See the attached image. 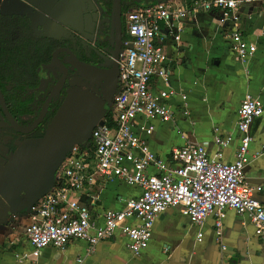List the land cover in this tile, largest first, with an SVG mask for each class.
<instances>
[{
  "label": "built area",
  "instance_id": "2783aa9c",
  "mask_svg": "<svg viewBox=\"0 0 264 264\" xmlns=\"http://www.w3.org/2000/svg\"><path fill=\"white\" fill-rule=\"evenodd\" d=\"M247 4L263 6L264 0H165L127 10L117 87L103 124L92 129L88 146L70 148L50 188L25 212L23 237L29 250L14 254L18 262L38 258L47 247L63 251L74 241L85 242L86 255H91L116 232L125 236L127 248L137 256L151 238L154 221L169 208H179L198 230L213 217L217 237L227 211H234L246 217L255 236L264 240V206L254 197L261 188L248 185L244 176L251 158L260 155L249 154L250 125L257 118L264 122L259 98L247 93L240 102L236 123L240 141L232 162H223L220 151L209 155L201 145L175 147L160 157L148 142L155 131L153 122L175 120L168 100L176 93L153 87L155 79L167 83L171 75L165 48L179 46L189 16L213 14L231 53L246 62L256 51L240 25L239 10ZM179 96L184 102L186 96ZM182 114L188 117L189 112L185 108ZM214 141L224 149L232 137L216 135ZM111 181L139 193L125 200L121 210H97L95 188ZM130 220L138 224H128ZM196 240H202L200 231ZM76 261L80 264L82 259Z\"/></svg>",
  "mask_w": 264,
  "mask_h": 264
},
{
  "label": "crops",
  "instance_id": "0c3cea01",
  "mask_svg": "<svg viewBox=\"0 0 264 264\" xmlns=\"http://www.w3.org/2000/svg\"><path fill=\"white\" fill-rule=\"evenodd\" d=\"M30 5L36 8V13L32 14L33 9L17 0H0V14L26 15L34 27L44 32L47 29L45 16L54 13L51 1L32 0ZM239 13L243 36L256 46L255 53L246 62L238 61L231 53L229 42L220 32L213 14L189 16L184 22L179 46L169 44L165 48L171 59V75L167 83L155 79L153 87L155 91L170 88L176 93L168 100L175 120L153 122L155 131L148 142L151 151L158 156L165 157L175 147L201 145L209 155L220 151L223 162H232L240 141L236 123L241 100L245 94H251L260 99L264 108V5L247 4ZM56 20L64 22L63 11L58 10ZM55 31L63 30L58 27ZM179 94L186 96L184 102ZM184 106L188 117L182 114ZM249 134L252 138L249 154L260 155L257 159L251 158L244 176L248 185L261 188L254 197L264 206V122L255 119ZM172 135L179 137V142H172ZM216 135L231 136L230 145L219 149L214 141ZM138 193V189L119 181L100 182L95 188L99 198L97 210H121L125 200ZM2 197L0 264H79L78 258L82 259L80 264H264V240L255 236L246 217L227 211L221 236L217 237L213 217L206 218L198 230L179 208H169L156 218L151 238L137 256L127 248L125 236L116 232L100 242L91 255H86L85 242L74 241L63 251L47 247L38 258L20 263L14 254L29 250L23 237L28 203L21 207L9 203L3 194ZM128 224L138 222L130 220ZM199 231L201 242L196 240Z\"/></svg>",
  "mask_w": 264,
  "mask_h": 264
},
{
  "label": "flooded vegetation",
  "instance_id": "af4514ba",
  "mask_svg": "<svg viewBox=\"0 0 264 264\" xmlns=\"http://www.w3.org/2000/svg\"><path fill=\"white\" fill-rule=\"evenodd\" d=\"M17 1L33 9L35 12L32 14L36 13V8L30 5L32 0ZM50 1L54 13L45 16L47 29L44 32L34 27L26 15L0 14V26L6 29V40L0 42V93L10 118L21 129L33 126L46 98L62 77L63 72L58 67L49 69L52 53L56 49H68L82 65L110 70L124 51L127 10L162 0H118L117 3L115 0ZM58 10L63 11L64 22L56 20ZM58 27L63 31L56 32ZM44 49L50 50L49 59L37 66ZM113 52H116L115 56ZM57 60L66 70L63 84L32 131L23 134L11 127L0 101V192L14 202L19 199L27 202L34 194L32 188H40L45 180L41 177L26 191H21L20 186L16 189L11 182L17 180L15 175L18 171L14 168L5 170V166L25 141L53 133L54 118L61 107L68 106L69 114L79 103L90 108L104 102L107 113L108 103L103 98L109 91L108 86L81 77L72 67L67 53L60 52ZM3 201L0 194V207Z\"/></svg>",
  "mask_w": 264,
  "mask_h": 264
},
{
  "label": "water",
  "instance_id": "95a60500",
  "mask_svg": "<svg viewBox=\"0 0 264 264\" xmlns=\"http://www.w3.org/2000/svg\"><path fill=\"white\" fill-rule=\"evenodd\" d=\"M115 1L117 3L118 0ZM60 52H65L70 56V63L72 67L77 70L81 77L90 81H99L105 86H108L109 91L107 95H104L103 99L108 103V107L112 102V98L117 87L118 65L116 62H113L110 70H100L94 67L82 65L68 49H56L52 53L49 69L53 66L58 67L63 72L62 77L49 93L43 104L41 113L32 127L28 129H21L18 127V125L10 118L3 96L0 93V101L4 108V113L11 124V127L20 133L27 134L36 127V125L44 117L51 98L59 93L66 73L63 65L57 60V55ZM113 55L115 56L116 52H113ZM46 76H48V73ZM104 106V102H101L98 106L86 108L84 104L79 103L75 110L69 114L68 112L70 109L68 106L61 107L57 111L54 118L53 133L45 134L44 137L39 139L25 141L17 150L12 160H10L5 166V170H12L14 168L18 171L15 175L17 180L11 181L15 185L14 187L16 189H19L20 186L21 191H26L29 188H32L35 181L44 177L45 180L42 185L37 189L32 188L34 194L29 197L27 202H22V200L19 199L20 197H18L19 200L17 202L11 201L3 192L2 194L5 199L8 200L9 203L18 204L21 205V207L28 203L26 207L27 211L33 203L41 198L50 188L55 171L70 148L75 144L83 145L84 143H87L92 129L97 124H103L102 119L106 116ZM86 145L88 146V143Z\"/></svg>",
  "mask_w": 264,
  "mask_h": 264
},
{
  "label": "trees",
  "instance_id": "16d2710c",
  "mask_svg": "<svg viewBox=\"0 0 264 264\" xmlns=\"http://www.w3.org/2000/svg\"><path fill=\"white\" fill-rule=\"evenodd\" d=\"M139 6V5H138ZM141 6V5H140ZM128 7V6H127ZM6 40V29L3 26H0V42H5ZM50 56V50L49 49H44L43 50V55L42 57L39 59L37 66L40 63H46L49 59ZM34 74V73H33ZM35 75V74H34ZM108 115V114H107Z\"/></svg>",
  "mask_w": 264,
  "mask_h": 264
},
{
  "label": "rangeland",
  "instance_id": "374dc122",
  "mask_svg": "<svg viewBox=\"0 0 264 264\" xmlns=\"http://www.w3.org/2000/svg\"><path fill=\"white\" fill-rule=\"evenodd\" d=\"M170 140H171L172 142H179V137H177L176 135H172V136L170 137ZM162 142H163V140H162ZM164 142H165V140H164ZM123 188L126 189V190H130V188H128V187L125 186V185H123ZM0 193H1V196H2V192H0Z\"/></svg>",
  "mask_w": 264,
  "mask_h": 264
}]
</instances>
